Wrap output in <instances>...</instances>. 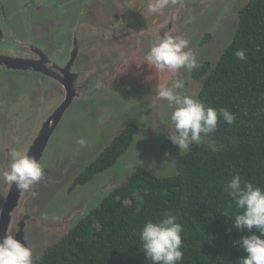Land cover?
<instances>
[{"label":"trees","instance_id":"trees-1","mask_svg":"<svg viewBox=\"0 0 264 264\" xmlns=\"http://www.w3.org/2000/svg\"><path fill=\"white\" fill-rule=\"evenodd\" d=\"M240 50L246 60L235 56ZM193 76L203 80L196 98L206 106L227 108L235 122L219 118L214 133L177 158L171 175L130 172L33 264H151L141 250L140 231L147 221L169 212L183 225L184 255L177 264H239L246 257L238 241L250 233L233 226L235 205L223 189L236 174L264 189V0H249L239 10L231 43ZM137 132L136 124L126 126L72 186L112 168ZM168 147L170 141L163 150Z\"/></svg>","mask_w":264,"mask_h":264},{"label":"flooded vegetation","instance_id":"flooded-vegetation-1","mask_svg":"<svg viewBox=\"0 0 264 264\" xmlns=\"http://www.w3.org/2000/svg\"><path fill=\"white\" fill-rule=\"evenodd\" d=\"M117 1L119 0L115 2L117 8L109 20L91 18L93 22L90 23L95 24L88 27L83 20L79 22L71 19L70 0H0V70L4 71L0 78V222L4 220L3 214L9 200L7 196L11 191V184L4 181L2 176L9 165V148L15 147L30 156L45 123L60 110L59 121L49 135L40 157L41 164L54 132L75 102L91 98L97 100L100 97L125 98L131 93H136L139 98L149 96L148 92L156 86L145 82L143 77L147 68L145 56L152 43L164 34L181 35L186 39L183 28L187 25L182 18L185 20L193 10L186 8L190 3L180 6L181 22L175 21L173 24L170 23L172 15L168 17L165 9L159 13H149L145 8L147 0H123L126 6H121V11L116 14L119 8ZM207 1L211 4L215 0ZM9 5L12 7L8 8ZM100 27L107 28L109 38L114 41L120 39L119 42L113 44L112 41H107L109 39L100 33ZM131 36L135 38L131 40ZM103 39L109 44L107 48L101 45ZM194 47V43H189V48L195 53ZM85 57L89 61H85ZM194 71L195 69L191 78L200 81L201 79L194 78ZM3 77L7 80L15 77L18 82L12 83L2 93ZM67 94H70L69 102ZM23 97L33 99L32 101L37 98L49 101L36 133L27 139L17 133L19 123L26 116ZM147 99L146 104L150 100ZM82 123L85 124V121L82 120ZM129 124L132 123L125 124L122 129ZM85 128L86 133L91 134L85 145L88 156L82 159L74 157L62 168H49L29 191L19 192L17 205L5 217L8 220L5 234L25 243L32 251V261L46 248L56 244L85 216L86 211L77 208L71 213V219H47L46 216L51 213L47 208L52 203L55 192L61 188L67 191L73 187L75 178L122 131L116 132L107 140V144V141L102 144V135L95 137L90 125H85ZM76 132L78 135L82 133ZM100 144L103 147L98 150ZM69 145V141H66L65 146ZM33 192L36 193L35 196ZM36 233L39 234L37 237ZM33 247L42 252L39 249L33 251Z\"/></svg>","mask_w":264,"mask_h":264},{"label":"rangeland","instance_id":"rangeland-1","mask_svg":"<svg viewBox=\"0 0 264 264\" xmlns=\"http://www.w3.org/2000/svg\"><path fill=\"white\" fill-rule=\"evenodd\" d=\"M57 1L65 2V0ZM115 2L116 0H70L71 19H77L79 22L83 20L88 27L95 24L90 23L93 22L90 20L91 18L99 17L102 19L101 21H107L114 14V9L117 8ZM148 2L149 0H147V4ZM248 2L249 0H215L210 4L207 0H182V4L190 3L186 6L187 10L193 9L190 14L188 12L189 15L185 20L182 18V21L187 25L183 28L186 39L189 43H194L195 45L194 49L198 65L206 60L210 62L216 61L224 48L231 43L238 28L239 10ZM117 3L119 8L116 10V14L121 11V6H126L123 0H119ZM180 6L181 4L179 3L175 6L170 3L165 8L167 16L172 15L170 23L181 22ZM11 7L12 5L8 6V8ZM99 10H101L100 13ZM107 31V28L100 27V33H103L105 38L109 39L107 41H112L113 44L119 42L120 39L114 41L109 38ZM146 36L150 39L153 38L150 35ZM146 36L144 37V43ZM130 38L133 40L135 36ZM101 45L104 48L109 46L104 39ZM86 58H84L85 61L88 60ZM192 71L188 72L187 69L182 68L175 74L167 71L161 73L155 68H149L147 65L143 80L155 86L157 84L170 86L171 80L178 77L185 81V87L177 89V93L196 98L203 80L192 79ZM3 74L4 71L0 70V78ZM3 79L4 82L1 83L2 93L6 92L12 83L18 82L15 77H10L8 80L3 77ZM154 88L148 92L150 95L145 98L136 97V93H131L132 95L130 94L125 98L100 97L97 100H92L91 98L86 101L75 102L67 111L65 118L54 132L40 161L45 173L48 172L49 168L64 167L74 157L82 159L88 156L86 154L87 148L85 146L81 147L77 143L80 138H84L86 141L91 138V134L86 133L87 128H85V125L92 127V134L95 137L98 135L103 136L102 144L127 123H135L138 126V132L135 134L131 147L112 168L96 175L88 183L78 184L67 191L65 188L57 190L52 203L47 208L51 212L49 216H46L47 219L55 217L58 218V221L69 217L71 219V213L77 208H81L87 214L113 188L122 184L132 171L145 170L159 176H168L175 172L177 158L188 149L181 151L177 145L171 143V147L163 150L165 143L169 141L166 137L168 130L172 127L170 116L173 109L166 100L155 99ZM146 98L150 99H147L148 104H146ZM23 99L26 104L24 113L26 116H24V121L19 123V131L17 133H20L22 138L27 139V137L30 138L31 135L33 136L36 133L44 110L46 106H49V101L46 102L44 98L41 101L38 98L35 101L24 97ZM82 120L85 121V124L82 123ZM76 131L82 133L78 135ZM66 141H69V146H65ZM102 144L97 147L98 150H101ZM90 151L93 150L90 149ZM38 235L36 233L35 237ZM38 249L35 248L33 251L36 252Z\"/></svg>","mask_w":264,"mask_h":264},{"label":"clouds","instance_id":"clouds-1","mask_svg":"<svg viewBox=\"0 0 264 264\" xmlns=\"http://www.w3.org/2000/svg\"><path fill=\"white\" fill-rule=\"evenodd\" d=\"M182 0H149V13H159ZM239 60H246L243 50L237 51ZM148 67L158 72L177 73L180 69L191 72L199 67L196 54L189 48V41L181 35L164 34L157 38L145 56ZM185 81L180 78L171 80L170 86L157 84L154 88L155 99L166 100L173 109L170 120L172 127L168 130L167 139L179 149L187 150L195 143L199 144L202 137L217 130L218 120L229 125L233 124L236 116L227 108L216 109L206 106L200 99L177 93L183 89ZM77 143L83 147L87 141L80 138ZM9 165L2 173L4 181L13 185L19 191H29L44 176V169L35 157L11 147L8 150ZM223 191L234 202L235 211L232 214L233 226L250 234L238 241L246 257L239 264H264V189L253 183L242 181L239 174L233 175L224 186ZM35 196L36 193L33 192ZM255 230V231H254ZM183 225L177 222V216L166 213L156 222L147 221L139 234L142 251L151 264H177L182 261ZM0 264H33L32 251L25 243L12 235L5 234L0 238Z\"/></svg>","mask_w":264,"mask_h":264},{"label":"water","instance_id":"water-1","mask_svg":"<svg viewBox=\"0 0 264 264\" xmlns=\"http://www.w3.org/2000/svg\"><path fill=\"white\" fill-rule=\"evenodd\" d=\"M25 66V65H22ZM68 96V100L67 102H69L70 100V94H67ZM60 118V110L57 112V114L51 118L50 120H48L41 133L39 138L37 139V144L36 147L34 149H32V153L30 156L35 157L36 160L39 162L40 157L43 154L44 148L47 144V140L49 135L51 134V132L53 131V129L55 128L57 122L59 121ZM19 190L16 188L15 184L11 185V191L9 192L7 198L9 199L6 203V207H5V212L3 214V219L5 220V217H7L8 211L12 210L18 203V196H19ZM1 221L0 222V237L3 238L6 232V226H8V223H6L8 220L5 221Z\"/></svg>","mask_w":264,"mask_h":264}]
</instances>
